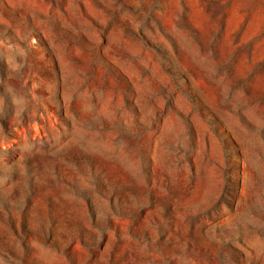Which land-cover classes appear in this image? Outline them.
I'll return each instance as SVG.
<instances>
[{
	"label": "rangeland",
	"instance_id": "obj_1",
	"mask_svg": "<svg viewBox=\"0 0 264 264\" xmlns=\"http://www.w3.org/2000/svg\"><path fill=\"white\" fill-rule=\"evenodd\" d=\"M0 264H264V0H0Z\"/></svg>",
	"mask_w": 264,
	"mask_h": 264
},
{
	"label": "bare ground",
	"instance_id": "obj_2",
	"mask_svg": "<svg viewBox=\"0 0 264 264\" xmlns=\"http://www.w3.org/2000/svg\"><path fill=\"white\" fill-rule=\"evenodd\" d=\"M237 17L233 14V16L231 17V19H230V22H229V26L231 27V26H233L236 22H237ZM259 18L257 17L256 19H255V22L258 20ZM256 24V23H255ZM254 25V24H253ZM254 27L255 26H252L250 29L252 30V29H254Z\"/></svg>",
	"mask_w": 264,
	"mask_h": 264
}]
</instances>
